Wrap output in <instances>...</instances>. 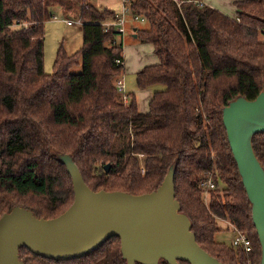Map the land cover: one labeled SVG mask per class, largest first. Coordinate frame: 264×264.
<instances>
[{"label": "trees", "instance_id": "16d2710c", "mask_svg": "<svg viewBox=\"0 0 264 264\" xmlns=\"http://www.w3.org/2000/svg\"><path fill=\"white\" fill-rule=\"evenodd\" d=\"M128 1L130 17L147 25L136 28L137 40L151 44L159 60L137 72L136 87L164 86L152 92L144 113L133 94L118 100L122 43L112 45L117 34L103 27L116 12L89 0H0V217L19 206L50 219L72 204L60 154L72 157L91 190L133 195L156 190L174 165L175 197L200 247L222 264H260L222 109L240 96L253 100L263 88L264 0L234 1L235 17L202 0ZM71 9L81 22V47L67 54L61 46L46 74L45 23L58 10L69 20ZM78 63L80 72L72 73ZM252 146L264 169V133L253 136ZM207 172L215 188L205 192L199 179ZM28 195L48 205H30ZM223 223L245 233L251 251L215 240L232 230ZM19 255L24 264H126L117 237L67 261L25 247Z\"/></svg>", "mask_w": 264, "mask_h": 264}, {"label": "water", "instance_id": "95a60500", "mask_svg": "<svg viewBox=\"0 0 264 264\" xmlns=\"http://www.w3.org/2000/svg\"><path fill=\"white\" fill-rule=\"evenodd\" d=\"M222 121L242 186L264 264V169L252 146L264 133V85L253 100L237 97L222 109ZM72 182L74 200L60 215L38 218L15 206L0 217V264H24L19 249L54 261L83 257L108 239L120 240L126 264H222L197 243L191 221L175 197V166L158 188L133 195L121 191H93L69 154H60ZM108 172L109 164L104 166Z\"/></svg>", "mask_w": 264, "mask_h": 264}, {"label": "rangeland", "instance_id": "374dc122", "mask_svg": "<svg viewBox=\"0 0 264 264\" xmlns=\"http://www.w3.org/2000/svg\"><path fill=\"white\" fill-rule=\"evenodd\" d=\"M234 0H221V3L225 4L227 7L226 9H223V7L220 8V11L223 12V14L229 16V17H235L236 16V9L234 8L235 6L233 5ZM206 4L210 5L213 8H216L215 6L216 3H211L210 0H205ZM214 4V5H213ZM234 6V7H233ZM219 10L218 8H216ZM76 9H71V13L68 16L71 21L74 23L78 20V14L75 12ZM56 16L61 19L62 15L59 12V10L55 13ZM59 19L53 20L50 19L45 23L44 26V56H43V61H44V72L46 74L52 73V68L53 64L55 61V57L57 54V51L61 48L67 53V54H73L76 52L82 44V34L79 32V28H81L80 25L74 24L72 27L67 26V24L63 21H60ZM140 29H146L147 27L140 23L138 26ZM132 29L128 30L126 33V42L122 46L123 53L125 55V60L128 62L129 66H127L126 70H129L130 68V63L134 61L135 63L139 62V59L143 60L142 57L138 55L139 52L136 51V49L133 47L137 43H140L138 40L132 38ZM125 36V35H124ZM150 48V46H148ZM141 55L145 57V61L147 64H151L154 62H157V59L155 55L152 54V50L150 48V52L147 54H144L141 52ZM147 55V56H146ZM81 70V67L78 63L77 66H75L72 69V73H79ZM125 85H126V91L129 93H134L135 91V96H137L138 101V107L141 112H147V100H148V95L151 94L152 92L163 90L164 86L163 85H155L151 88L145 89V92L141 93L139 90L137 91L136 85H135V72H125ZM115 85V82H114ZM118 100L120 101L123 98L121 97L120 94H118ZM128 102V99L127 101ZM143 161V159H142ZM27 203L30 205L36 206L40 202L43 205H48V199L45 198H38V197H33L28 195L27 197L24 198ZM223 227L228 226V223H223ZM232 230H222L216 233L215 235V240H217L220 243H225L227 245L231 244V241L233 239V228L232 226H228V228Z\"/></svg>", "mask_w": 264, "mask_h": 264}, {"label": "built area", "instance_id": "2783aa9c", "mask_svg": "<svg viewBox=\"0 0 264 264\" xmlns=\"http://www.w3.org/2000/svg\"><path fill=\"white\" fill-rule=\"evenodd\" d=\"M191 1V0H188ZM129 15V1L128 0H122V9L119 12H116L113 19L111 21H106L103 23L104 31L109 32L112 29L116 32L117 38L114 39L111 44L112 45H117L118 43H122V38L126 34V24H127V16ZM59 19L57 16L53 18V20ZM138 20V18H136ZM139 21H144V18H139ZM67 25H81L80 20H77L75 23L71 20H65L64 21ZM117 64L123 65L124 62L121 59L116 60ZM115 87L118 91V94L121 95L123 98V101L126 102L128 99V95L125 93V88L124 84L118 78L115 81ZM199 187L203 189L205 192L210 189L215 188L214 181L212 179L211 173L207 172L201 176L199 179ZM233 228V239L231 241V244L233 246H242V248L246 251L249 252L251 251V243L247 235L243 232L238 231L234 226Z\"/></svg>", "mask_w": 264, "mask_h": 264}, {"label": "crops", "instance_id": "0c3cea01", "mask_svg": "<svg viewBox=\"0 0 264 264\" xmlns=\"http://www.w3.org/2000/svg\"><path fill=\"white\" fill-rule=\"evenodd\" d=\"M90 3L98 8L99 10H103V9H109L113 12H119L121 9H122V0H89ZM236 1V0H234ZM232 1V2H234ZM203 3H206L205 0H202ZM211 3H216L217 6H215L216 8L219 9L220 11V8L223 7V9H226L227 7L225 6V4L221 3V0H210ZM214 5V4H213ZM234 7V6H233ZM215 8V9H216ZM235 8V7H234ZM221 12V11H220ZM223 13V12H222ZM60 21H65V18H61L59 19ZM142 23L144 24L146 27V23L144 21H139V20H133L130 15L127 16V24H126V33L128 32V30L132 29V38L136 39L137 40V34H136V28L139 26V24ZM67 26H70L72 27L73 25H67ZM79 32L81 33V28H79ZM126 42V34L125 36H123L122 38V46L124 45V43ZM150 46L151 50H152V54L155 55L156 59H157V62H154V63H151V64H147V62L145 61V57H143L141 55V52H143L144 54H147L150 52V48L148 47ZM138 53V55L140 57L143 58V60L139 59V62L135 63L134 61H132L130 63V68L129 70H126L127 69V66H129L128 62H126L125 60V55L123 53V58H124V71H123V74L122 76L120 77V80L122 81V83L124 84V90H125V93L128 95V94H133L134 96L136 95L135 92L134 93H129L126 91V85H125V72H135V78H136V74L137 72H139L142 68L144 67H147V66H150V65H154V64H157L159 62L158 60V57L156 56V54L154 53V49L152 47L151 44L149 43H137L136 45L133 46ZM147 56V55H146ZM136 85V83H135ZM137 88V87H136ZM140 91L141 93L145 92V89L143 90H140L137 88V91ZM151 96H152V93L148 95V100H147V104L149 103V100L151 99ZM135 98H137V96H135ZM137 100V99H136ZM137 105H138V101H137ZM138 110H139V107H138ZM147 110H148V105H147ZM140 111V110H139ZM141 112V111H140ZM141 113H144L141 112Z\"/></svg>", "mask_w": 264, "mask_h": 264}]
</instances>
